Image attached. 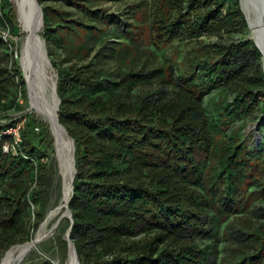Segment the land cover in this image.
Instances as JSON below:
<instances>
[{
    "label": "trees",
    "instance_id": "trees-1",
    "mask_svg": "<svg viewBox=\"0 0 264 264\" xmlns=\"http://www.w3.org/2000/svg\"><path fill=\"white\" fill-rule=\"evenodd\" d=\"M39 1L48 47L89 59L60 66L50 53L60 121L76 143L64 231L81 263L264 264V204L251 210L264 199V148L239 125L264 112V65L255 41H227L250 30L240 0H144L134 22L104 8L111 0ZM0 30L2 114L29 103L11 0H0ZM18 121L0 127V262L38 232L55 169L50 126L26 116L15 144L3 134Z\"/></svg>",
    "mask_w": 264,
    "mask_h": 264
},
{
    "label": "rangeland",
    "instance_id": "rangeland-1",
    "mask_svg": "<svg viewBox=\"0 0 264 264\" xmlns=\"http://www.w3.org/2000/svg\"><path fill=\"white\" fill-rule=\"evenodd\" d=\"M13 5L16 6V11L18 14V20L19 18V13H18V7L16 4V0H11ZM144 0H111L108 1L107 3H105L103 6L104 8H107L108 10H110L111 12L114 13H119L122 18H126L125 20L127 22H134L131 17H133V12H135L136 7L138 6V4H140V2H142ZM151 1V0H149ZM48 4L50 6H55V7H61L64 10H70L71 7L67 4H57L56 2H52L49 1ZM136 18L141 19V12H139V16H136ZM20 23V21H19ZM21 25V23H20ZM44 28L45 26L42 28L40 34L43 36L44 38ZM144 29V27H143ZM0 33H4L5 36H9L8 33L6 32H2L0 30ZM26 34L23 32L22 30V36L18 37V36H13V39L19 44V47L21 49V54H22V44H23V40L25 38ZM142 38L146 37L145 31L143 30L142 34H141ZM115 35L112 34V38H114ZM227 41H242V40H253L252 36H251V30H249L248 34H232V35H228L226 36ZM45 39V38H44ZM204 42L209 44L211 42H215L217 41L216 37H205ZM81 41V38H76L73 37L71 39H67L66 40V47L69 49L74 48L77 44ZM254 41V40H253ZM92 46V50L89 53L90 57L92 58L96 55L98 48L97 46L93 45V43L90 44ZM142 48H146L145 45H141ZM47 48H48V53L50 56V53L53 54V58L55 59V61L60 65V66H69L72 63H76V62H85L87 60H89L86 57H80L79 54H75L70 52L71 54L69 55L66 52V48L61 47L59 48L56 45H51V47H48V43H47ZM191 48L190 46H182L179 50L176 49L175 55L180 52L181 56L185 55V52L187 49ZM169 54H170V49L168 50ZM20 61H21V57H20ZM109 65L111 67L114 66V62L110 61ZM155 66H157L158 64H154ZM51 73L54 77L55 82H58L59 80V73L58 70L54 67V65L51 67ZM159 87V86H157ZM172 87H170L171 89ZM146 89H148V87H138L136 92H141L145 91ZM29 97V96H28ZM28 115H35L37 119H39L40 121L44 122L45 124H48L50 126V124L45 120V118L41 115H39L36 111H34L33 109H31L30 106V99H29V103L28 105L20 111L17 110H11L9 112L6 113H2L0 114V127L4 124H8L11 121L14 120H19L17 125H20L21 128L24 127V123H25V118ZM264 119V112L259 111L257 118L251 119L248 122L245 123H241L239 125L240 126V133H241V137L242 139H244L246 141V143L250 144V147H252L253 149L256 150H262L264 148V124H262V120ZM11 130V129H10ZM55 158V169L51 170V185L47 188V191L44 193V220L42 223H44L46 221V219L48 218L49 214L60 208L63 205V200H64V189H65V180L64 177L62 176L61 173V169L59 166V160L57 158V154L54 155ZM47 162V160H46ZM264 204V199H258L257 201L254 202L251 210L255 211L256 208L260 205ZM65 213V209L62 210L60 212V214L54 218L50 224L48 225V231H51L55 225L57 224V222L60 220V218L64 215ZM48 215V216H47ZM63 224L61 225V227H58L57 229H55V231L52 233V235L46 240L44 241V243L41 244V246L39 245L30 255H28L26 257V259L21 263V264H26V263H37L40 264L42 262L51 260L53 261L55 264H66L69 260V247H68V242H67V231L65 230V225H67V221L70 220L68 217H65ZM41 223V226H42ZM40 226V227H41ZM40 229V228H39ZM59 237H62L63 240H66L67 244L66 245H61L59 242ZM25 244V243H24ZM19 245V244H18ZM6 256V254H5ZM4 256V257H5ZM82 264V263H81Z\"/></svg>",
    "mask_w": 264,
    "mask_h": 264
},
{
    "label": "bare ground",
    "instance_id": "bare-ground-1",
    "mask_svg": "<svg viewBox=\"0 0 264 264\" xmlns=\"http://www.w3.org/2000/svg\"><path fill=\"white\" fill-rule=\"evenodd\" d=\"M244 2L246 14L248 15L251 24V36L264 53V19L256 8L254 0H244ZM20 23L23 32L26 34L25 38L28 36V41L34 40L35 43L39 45L37 37L40 35L42 28L36 32L33 25L28 21L26 22V20H22ZM25 38L23 42L25 41ZM22 52L21 62L30 84L31 109L43 116L45 120L53 126V114L54 109H57L58 101L55 94V80L51 73V67L46 64L42 54L40 59L42 61L41 65L35 67L31 62L28 46L22 48ZM54 131L59 141L61 173L65 180L63 205L52 211L49 216L47 215L48 218L42 223V226L33 240L25 244L14 246L2 259L0 264H21L39 245L41 246V244L44 243V241H46L55 231L54 228L51 231H48V225L62 210L65 209V206L69 203L72 197V182L74 177L73 145L63 131H60L55 127ZM66 264H78L74 251H71V256Z\"/></svg>",
    "mask_w": 264,
    "mask_h": 264
},
{
    "label": "water",
    "instance_id": "water-1",
    "mask_svg": "<svg viewBox=\"0 0 264 264\" xmlns=\"http://www.w3.org/2000/svg\"><path fill=\"white\" fill-rule=\"evenodd\" d=\"M241 2V6H242V10L246 16V19L248 21V25L249 28L251 30V24L248 18V15L246 14V10H245V2L244 0H240ZM255 6L256 8L259 10L260 14L262 15V18L264 19V0H254ZM16 4L18 7V13H19V21L21 22L22 20H26V22L28 21L30 24L33 25L34 29L36 30V32L38 30H40V28H43L45 26V15H44V10L42 5L40 4L39 0H16ZM38 43H35L34 40H29L28 36L25 38V41L22 44V48H25L28 46V51H29V56L31 58V62L33 63V65L35 67H38L39 65H41L42 61L41 59V54L42 56H44V59L46 61V64H48L50 67L53 66L52 60L49 56L48 53V48H47V42L46 40L43 38V36L40 34L38 35ZM256 43V41H255ZM256 45L258 46V44L256 43ZM259 47V46H258ZM259 49L261 50V48L259 47ZM262 54H263V65H264V53L261 50ZM23 53V52H22ZM20 65L21 68L23 70L24 73V77L26 79L27 82V90H28V96L30 99V84H29V79L26 76V73L24 71L22 62L20 61ZM55 94L57 97V101H58V106L57 109H54V114H53V126L57 129H59L60 131H63L65 133V135L67 136V138H69L72 142L73 145V162H74V177H73V182H72V191L74 193V183H75V179L77 176V167H76V143L75 140L71 137V135L69 134L68 129L61 123L60 121V115H59V111H60V107H61V99L59 97L58 94V82H55ZM52 126V124H50V129L55 137V147H56V154H57V158L59 160V166L61 169V161L59 158V141H58V137L55 134L54 131V127ZM71 200V199H70ZM70 203V201H69ZM69 203L65 206V213L64 215L60 218V220L57 222V224L54 227V230L57 229L62 220L65 217H68L70 219V221L72 222V225L74 223V219H73V213L72 210L70 209ZM71 230L72 227L70 229V231L67 233V242H68V247H69V258L71 256V251H74L76 254V258H77V262L78 264H81V260L79 258V254L77 251V247L75 242L72 240L71 238ZM12 250V248L8 251L10 252ZM7 252V253H8ZM6 253V254H7Z\"/></svg>",
    "mask_w": 264,
    "mask_h": 264
},
{
    "label": "built area",
    "instance_id": "built-area-1",
    "mask_svg": "<svg viewBox=\"0 0 264 264\" xmlns=\"http://www.w3.org/2000/svg\"><path fill=\"white\" fill-rule=\"evenodd\" d=\"M20 129H21L20 125H17L16 127H11L6 132H4L3 135H7V134L12 135L15 139V144H18L21 141ZM10 147H11V144L9 143L6 144L4 147L5 151L8 152L10 150Z\"/></svg>",
    "mask_w": 264,
    "mask_h": 264
}]
</instances>
